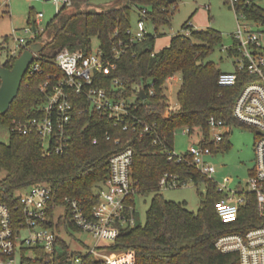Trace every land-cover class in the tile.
Instances as JSON below:
<instances>
[{
    "label": "trees",
    "instance_id": "obj_1",
    "mask_svg": "<svg viewBox=\"0 0 264 264\" xmlns=\"http://www.w3.org/2000/svg\"><path fill=\"white\" fill-rule=\"evenodd\" d=\"M180 1L72 0L69 8H61L45 24L44 30L36 33L29 44L42 42L45 45L40 52L42 71L26 73L10 109L4 114L0 112V120H5L11 131L9 142L0 143V170H6V176L0 180V199L13 206L19 202L18 192L47 182L53 188L48 215L54 225L55 209L58 205L67 207V198H76L91 209L99 200L98 192L110 174L109 157L132 147V179L137 193L153 191L156 196L147 210L146 222L124 229L107 249L133 252L136 264H240L236 252L222 253L215 242L228 232L264 224L255 197L251 196L241 207L238 221L224 223L215 209V203L225 197L218 190L216 180L201 174L190 164L189 157L178 161L170 156L175 152V133L185 127L192 132L201 131L203 142L211 145L215 153L228 149L230 131L215 145L210 138L208 122L215 117L228 125L240 124L233 115L234 103L242 87L256 77L247 70H240L235 86L219 84L222 71L207 56L222 44L223 35L212 28H193L188 35H173L169 46L156 51L159 28L169 25ZM235 6L237 14L264 25V7L252 0H239ZM91 9L97 12L91 13ZM143 10L146 15H142ZM30 12L31 23L33 8ZM134 14H138V21L144 20L154 26L155 33L148 31L143 40L131 41ZM188 22L184 29L188 28ZM93 37L99 38L100 47L108 55L115 44L124 43L126 51L116 61V69L110 74L98 75L97 83L117 97L128 98L130 110L141 122L136 130H125L115 125L106 112L77 114L68 149L63 153H48L39 134L14 131L13 121L38 114V108L45 100L40 85L47 80L48 74L59 73L54 61L57 53L63 49L87 53L92 50ZM7 38L0 42V57L9 49ZM49 46L51 48L47 51ZM14 60L6 57L0 59V64L11 68ZM177 73L182 76L177 92L179 108L166 116L169 100L166 81ZM116 78L122 83V89H113ZM140 88L147 93L146 99L140 96ZM143 122L155 125L153 132L142 133ZM95 139L96 143L93 142ZM166 174L176 175L182 181L205 182L206 192L200 193L202 199L197 211H191L186 202L170 201L161 195V180ZM66 214L58 227L78 229L69 222L68 208ZM57 244L60 247L56 264H68L70 249L59 236ZM83 257L85 264H105L90 253Z\"/></svg>",
    "mask_w": 264,
    "mask_h": 264
},
{
    "label": "built area",
    "instance_id": "obj_2",
    "mask_svg": "<svg viewBox=\"0 0 264 264\" xmlns=\"http://www.w3.org/2000/svg\"><path fill=\"white\" fill-rule=\"evenodd\" d=\"M51 1L54 2L57 12L72 5V0ZM229 1L236 10L235 5L239 0ZM142 15H146V10L142 11ZM237 15L239 24L233 33L234 43L225 48L229 55L237 57L234 62L235 70L223 71L219 77V84L235 86L238 82L237 71L240 70H247L255 75L256 80L246 83L240 90L233 106V115L238 123L257 131V144L255 166L250 172L246 188L225 193L226 186L218 185V190L224 193L225 197L215 203V209L224 223L238 221L241 207L251 196L255 197L260 218H264V46L260 40L261 33L255 31L248 23L240 22V17L246 18L243 14ZM43 17L44 13L38 12L30 28H27L26 32L32 33V39L37 32L44 30L38 28ZM188 25V28L184 29L186 35L190 34L193 28L196 29L189 22ZM137 26V31L133 28L130 31L133 42L143 40L148 32L144 20H139ZM18 41V50L11 48L5 50L4 54L9 59H16L30 47L26 38L21 37ZM118 43L114 45L110 55L101 47L87 53L82 50H60L54 60L59 73L48 74L47 80L40 85L45 100L38 108V114L26 120L15 119L13 130L23 134L36 132L48 153H63L68 149L77 114L106 112L114 120L115 125L125 130H136L141 119L130 110L131 101L124 96L117 97L97 83L96 77L100 74H110L117 67L116 61L125 53L124 43L122 41ZM34 57L26 73L35 74L42 71L40 53H36ZM172 79L174 76L170 77L168 82ZM113 85L114 90L123 87L118 78L114 80ZM150 93L153 94V91L150 90ZM178 108L179 106L168 100L165 115L168 116ZM208 123L210 138L218 145L229 131L225 128L230 125L215 117H211ZM154 126L143 122L142 133L153 132ZM195 132L188 127L183 129L185 135ZM198 134L199 138L188 152L175 151L170 159L175 157L176 160L183 161L189 157L190 164H193L201 174L209 176L216 168L207 158L215 154V149L203 142L204 136L201 131ZM93 142L96 143L97 139ZM133 159L132 147L124 148L123 151L109 157L110 174L98 192L99 200L91 209H87L76 198L66 199L70 214L69 222L98 239L100 244L93 248L90 254L105 264H136L133 252H113L107 249L124 229L136 225L137 188L132 179ZM226 181L230 180L226 178ZM188 182L180 180L176 175L166 174L162 177L161 186L175 188ZM52 196V185L40 182L18 192L19 202L13 206L0 199V264H56L58 236L51 230L53 225L48 215ZM215 244L222 253L236 252L240 264H264V224L244 231L228 232L218 237ZM67 261L68 264H85L81 254L71 255Z\"/></svg>",
    "mask_w": 264,
    "mask_h": 264
},
{
    "label": "rangeland",
    "instance_id": "obj_3",
    "mask_svg": "<svg viewBox=\"0 0 264 264\" xmlns=\"http://www.w3.org/2000/svg\"><path fill=\"white\" fill-rule=\"evenodd\" d=\"M259 6L264 7V0H252ZM33 8L34 18L38 12L44 13V17L38 25L43 28L45 24L57 12L53 1L47 0H0V42L8 37V45L12 50L19 49L18 39L23 37L28 41L32 40V33H27L30 28V11ZM138 14L132 17L133 30L137 31ZM198 30L212 28L222 33V44L215 47L207 58L212 60L223 72H232L235 70V61L237 57L229 55L225 49L233 45V33L238 29V15L235 8L228 0H181L174 11L168 26L159 28V35L155 39V50L159 51L170 45L173 35L184 34V24L188 22ZM240 22L248 23L256 31L261 33V42L264 46V25L254 23L252 20L240 17ZM147 30L154 34L155 28L150 23L145 22ZM45 38H47L45 36ZM99 38L91 39L92 50L96 51L100 47ZM47 47V51L50 50ZM6 58V54H2L1 61ZM176 78L170 82L166 81V93L172 104L178 106V90L182 82V76L177 73ZM229 130L228 135L230 147L223 151H219L212 156H208L209 160L216 168V171L209 176L213 177L219 186H226L225 193L230 190L237 191L246 188L247 181L250 178V172L255 166V149L257 144V131L244 124H232L225 128ZM224 130V131H225ZM200 131L197 130L191 135H185L183 129H179L175 133L174 144L177 153H186L199 138ZM11 131L5 120H0V143H8ZM6 176V170H0V180ZM228 178L230 181H226ZM206 192V184L204 181L199 183L189 181L186 185L176 186L175 188H162L161 195L170 201L186 202L191 211H197L201 205L202 195ZM156 193L153 191L137 193L135 197V219L136 224L142 225L147 219V210L149 209ZM67 207L58 205L55 209L54 225L51 228L57 236L64 239L66 245L70 249L71 255H86L93 248L99 245L98 239L91 233L74 229L70 226L59 228L60 219H65L67 215ZM60 247V244H58Z\"/></svg>",
    "mask_w": 264,
    "mask_h": 264
},
{
    "label": "water",
    "instance_id": "obj_4",
    "mask_svg": "<svg viewBox=\"0 0 264 264\" xmlns=\"http://www.w3.org/2000/svg\"><path fill=\"white\" fill-rule=\"evenodd\" d=\"M51 1V0H47ZM91 13H96L97 10L91 9ZM35 29V28H34ZM45 45L42 42L32 43L29 48L25 49L15 60L13 67H7L0 64V112L2 114L8 112L12 103L18 96L23 77L25 76L29 66L34 61L36 53L44 50ZM142 98H147V93L144 89L139 90Z\"/></svg>",
    "mask_w": 264,
    "mask_h": 264
},
{
    "label": "crops",
    "instance_id": "obj_5",
    "mask_svg": "<svg viewBox=\"0 0 264 264\" xmlns=\"http://www.w3.org/2000/svg\"><path fill=\"white\" fill-rule=\"evenodd\" d=\"M9 46V45H8ZM9 48H10V46H9ZM176 75V74H175ZM175 75H173L174 76V78H176V76ZM167 81H169V80H167ZM179 106V105H178Z\"/></svg>",
    "mask_w": 264,
    "mask_h": 264
}]
</instances>
